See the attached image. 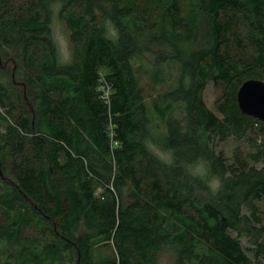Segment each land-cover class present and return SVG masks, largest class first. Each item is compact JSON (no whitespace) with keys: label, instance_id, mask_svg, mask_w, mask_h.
Wrapping results in <instances>:
<instances>
[{"label":"trees","instance_id":"1","mask_svg":"<svg viewBox=\"0 0 264 264\" xmlns=\"http://www.w3.org/2000/svg\"><path fill=\"white\" fill-rule=\"evenodd\" d=\"M143 75L168 89L148 101ZM249 79L264 81V0H0V264H264ZM231 138L249 150L226 158Z\"/></svg>","mask_w":264,"mask_h":264},{"label":"rangeland","instance_id":"2","mask_svg":"<svg viewBox=\"0 0 264 264\" xmlns=\"http://www.w3.org/2000/svg\"><path fill=\"white\" fill-rule=\"evenodd\" d=\"M60 4H56L54 6V17H53V25H52V31L54 34V37L56 39V42L59 47L60 52V59L63 63L70 61L72 57V40H71V33L66 25L65 22L60 17ZM149 60H154L153 54L148 55ZM107 74V70H103L101 72V78L105 79ZM143 85L146 88V97L147 100L152 102L154 100L158 99L159 92L164 91L165 89H168V84L161 86L156 85L153 86L152 80L148 75H143L142 78ZM218 96V91L215 89L214 85L211 84L207 87L205 90V102L207 103L208 107L215 111V102ZM243 146V148L248 151L249 148L247 147V144L245 141H238L236 139H229L227 142L221 143L218 146V151L222 152L226 158L231 159L234 155V151L240 147ZM161 154L166 155L161 150H158ZM167 156V155H166ZM257 206L261 211V214L264 216V201L257 202ZM235 236L238 234L235 233ZM242 242L245 247H252V244H250L249 239L243 238ZM251 257H253V254H250ZM172 261V256L170 254H164L161 256V263L162 264H170Z\"/></svg>","mask_w":264,"mask_h":264},{"label":"water","instance_id":"3","mask_svg":"<svg viewBox=\"0 0 264 264\" xmlns=\"http://www.w3.org/2000/svg\"><path fill=\"white\" fill-rule=\"evenodd\" d=\"M239 107L244 114L264 122V81L249 79L238 91Z\"/></svg>","mask_w":264,"mask_h":264},{"label":"built area","instance_id":"4","mask_svg":"<svg viewBox=\"0 0 264 264\" xmlns=\"http://www.w3.org/2000/svg\"><path fill=\"white\" fill-rule=\"evenodd\" d=\"M101 81H102V91H103V99H105L106 101H109L110 99V93H111V87L110 85L108 84L106 78L105 79H102L101 78Z\"/></svg>","mask_w":264,"mask_h":264}]
</instances>
